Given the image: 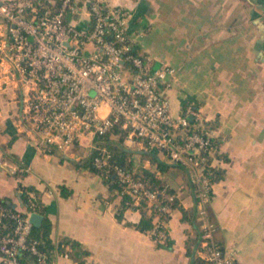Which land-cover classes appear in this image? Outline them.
Masks as SVG:
<instances>
[{"label": "crops", "instance_id": "1", "mask_svg": "<svg viewBox=\"0 0 264 264\" xmlns=\"http://www.w3.org/2000/svg\"><path fill=\"white\" fill-rule=\"evenodd\" d=\"M106 3L131 13L133 37L145 32L136 44L152 68L178 70L169 91L172 113L192 102L216 121L224 160L208 209L218 225L215 239L233 264H264V0ZM9 70L0 60V199L24 211L28 193L36 194L55 263L191 264L199 231L186 171L161 153L126 146L130 168L157 180L178 202L164 222L167 239L157 242L138 228L140 210L123 209L120 192L83 165L90 137L65 152L43 150L25 118L26 88Z\"/></svg>", "mask_w": 264, "mask_h": 264}, {"label": "built area", "instance_id": "2", "mask_svg": "<svg viewBox=\"0 0 264 264\" xmlns=\"http://www.w3.org/2000/svg\"><path fill=\"white\" fill-rule=\"evenodd\" d=\"M81 7L87 13H79ZM130 18L127 9L106 0H0L5 28L0 60L26 88L22 101L29 131L46 152L68 151L90 137L95 171L117 183L120 194L131 197L130 205L145 201L155 211L149 232L157 242L167 239L164 222L175 196L151 188L97 139L111 135L125 147L138 144L148 153L160 152L186 171L192 187L199 218L195 264H233L215 239L218 225L208 211L213 184L223 175L216 121L192 102L172 113L169 91L178 70L151 67L136 44L145 32L133 37ZM28 194L24 211L0 201V264H25L21 253L34 258L29 264H56L31 236L30 216L40 214L41 206L34 192Z\"/></svg>", "mask_w": 264, "mask_h": 264}, {"label": "trees", "instance_id": "3", "mask_svg": "<svg viewBox=\"0 0 264 264\" xmlns=\"http://www.w3.org/2000/svg\"><path fill=\"white\" fill-rule=\"evenodd\" d=\"M97 140L99 142H101V144H103L104 146H106L110 150V152L113 155V159L116 162L130 168V163L127 162L125 159L126 155H128V153H130V151H129V149H126L124 145L121 144L120 138H114L113 139V137L111 135H105L101 138H98ZM83 165L87 166L92 171L96 172L95 169L93 168L92 164H91V157L90 156L83 162ZM136 175L141 177L142 179H144L148 183V185H150L151 188H154V189H157L160 191L163 190V185L159 184V182L157 180L153 179L151 176L145 175V174H139V173H136ZM110 187H111V189H117L118 191H120V186L117 183L110 184ZM163 192L165 194H169V191H167V190H163ZM64 195H66V194H64ZM26 199L27 198L24 196V193H22V200L25 201ZM0 201L3 204L8 205L7 199H0ZM131 202H132L131 197L128 194L123 193L122 194V208L124 209L127 206H130ZM170 206L172 209L175 207H178V202L176 200H174L170 204ZM135 208L139 209L141 212V219L137 225L138 228L141 231L151 229V227L153 226V219H154L155 211L153 209H151V206H148L145 201H141L138 206H135ZM40 211H42V209ZM119 217H120V215H119ZM5 222L8 225L12 224L9 220H5ZM49 231H50V224L44 218L38 227H35V226L32 227L31 236L33 238L40 240L41 241L40 249L42 251H45L46 253H48L51 256L53 246L48 239ZM189 256L191 257V264H195L196 257L192 254L191 251H189ZM33 259L34 258L32 256H30L28 253H21L20 254V260L25 264H29Z\"/></svg>", "mask_w": 264, "mask_h": 264}, {"label": "water", "instance_id": "4", "mask_svg": "<svg viewBox=\"0 0 264 264\" xmlns=\"http://www.w3.org/2000/svg\"><path fill=\"white\" fill-rule=\"evenodd\" d=\"M190 119H191V117H190ZM8 205L12 208L15 207V205L12 203H8ZM41 220H42V215H40V214L34 213L30 216V221L33 223V226H35V227H38L40 225Z\"/></svg>", "mask_w": 264, "mask_h": 264}, {"label": "rangeland", "instance_id": "5", "mask_svg": "<svg viewBox=\"0 0 264 264\" xmlns=\"http://www.w3.org/2000/svg\"><path fill=\"white\" fill-rule=\"evenodd\" d=\"M158 66V65H157ZM85 141V138H81L80 139V142H84ZM126 149H129V148H127V147H125ZM158 153H160V152H158ZM199 219V218H198Z\"/></svg>", "mask_w": 264, "mask_h": 264}]
</instances>
